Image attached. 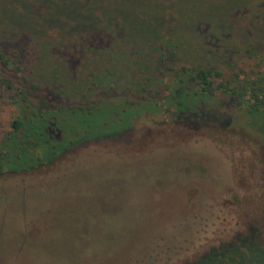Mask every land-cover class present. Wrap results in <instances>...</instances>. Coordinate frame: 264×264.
<instances>
[{
    "label": "rangeland",
    "instance_id": "374dc122",
    "mask_svg": "<svg viewBox=\"0 0 264 264\" xmlns=\"http://www.w3.org/2000/svg\"><path fill=\"white\" fill-rule=\"evenodd\" d=\"M92 22L109 30L82 43ZM210 28L243 89L264 54V0H0V48L33 101L153 105L50 165L0 172V264H188L251 232L264 246V108L218 92L173 114L170 68L210 63ZM164 33L177 47L165 61ZM12 93L0 89V139Z\"/></svg>",
    "mask_w": 264,
    "mask_h": 264
},
{
    "label": "trees",
    "instance_id": "16d2710c",
    "mask_svg": "<svg viewBox=\"0 0 264 264\" xmlns=\"http://www.w3.org/2000/svg\"><path fill=\"white\" fill-rule=\"evenodd\" d=\"M84 4L86 3H82V5ZM49 23L41 24L38 32L42 29L47 30ZM202 23L204 25L209 23L213 28L215 27L207 20H203ZM50 25H54V23ZM193 25L196 28L199 23H193ZM201 27L203 28V25ZM107 29L109 30L99 22H92L89 32L81 34V31L77 36L83 43L95 32L100 31L103 34V31ZM211 30L213 29L210 28L206 33H200L206 40L205 49L208 50L212 47L208 39L215 40L213 34L217 33V31ZM169 36L170 34H165L164 40L162 35L159 37L161 45H166V52L160 53L159 60H164L167 57L169 54L167 50L171 47L172 51L170 50L169 57L172 56V59L175 57V48L177 47L171 43L173 39ZM213 47L216 49L215 45ZM218 56V53L206 56L205 58L209 59L210 63H204L203 60L197 66H183L176 70L170 68V86L167 87L171 90L169 95L175 99L174 117L182 115L183 112L187 113L186 115L189 114L188 116L192 115L218 92L226 98L243 97V101L247 103L250 110L264 108V54L258 56L259 60L256 66L259 69L251 72L246 80L248 86L245 85L244 90L234 83L235 79H227L224 76L218 60H216ZM145 66L149 68V65L145 64ZM10 67L9 59L0 48V89L8 93L13 92L9 97L18 109L17 114L10 121L9 129L3 133L0 139V172L17 173L50 165L59 157L83 144L107 139L126 130H122V125L126 122L135 123L139 120H133L136 116L133 114L131 116L130 111L133 112L134 109L147 111L153 106L149 99L144 103L145 105L132 103L123 105L120 109H116L106 100L96 99H93L88 105L78 103L69 108H62L54 104L47 105L45 100L40 103L30 98L23 81L21 79L14 81L10 76ZM155 70L157 67L153 68V71ZM95 82L98 85L97 79ZM87 88L85 87L82 93L86 98L88 97ZM165 96L168 97V93ZM143 111H141L142 115ZM252 235L251 232L249 236ZM249 236L237 238V242L231 246L226 245L212 249L188 264H227V260H229V264H264V246H260L256 240H253V237ZM254 238L256 239V236ZM228 249L233 251L232 254L223 256L222 251Z\"/></svg>",
    "mask_w": 264,
    "mask_h": 264
}]
</instances>
